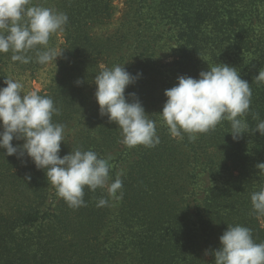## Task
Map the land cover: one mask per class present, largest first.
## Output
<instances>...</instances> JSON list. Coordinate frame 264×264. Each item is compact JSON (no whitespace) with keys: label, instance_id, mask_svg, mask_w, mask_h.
Masks as SVG:
<instances>
[{"label":"trees","instance_id":"1","mask_svg":"<svg viewBox=\"0 0 264 264\" xmlns=\"http://www.w3.org/2000/svg\"><path fill=\"white\" fill-rule=\"evenodd\" d=\"M33 2L68 16L50 37L63 53L39 91L60 110L54 122L66 126L60 155L80 147L110 157L113 180L124 170L123 198L98 207L106 190L86 187V206L70 207L44 170L0 149V264H214L205 251L219 248V237L237 224L264 242V215L250 202L264 186L257 167L264 163V136L254 119L264 120V83L253 81L264 68V0H125L119 18L115 0ZM172 49L174 61L164 65ZM35 54L29 51L33 59L23 64L0 53V87L5 78L40 72ZM216 63L235 67L250 84L247 132L233 140L224 120L194 141L171 137L159 114L165 90L178 76L198 78ZM114 65L142 73L125 95L136 93L156 120L155 147L121 144L120 129L99 114L94 77Z\"/></svg>","mask_w":264,"mask_h":264},{"label":"clouds","instance_id":"2","mask_svg":"<svg viewBox=\"0 0 264 264\" xmlns=\"http://www.w3.org/2000/svg\"><path fill=\"white\" fill-rule=\"evenodd\" d=\"M67 22L66 13L33 0H0V53L11 52L13 62L27 64L33 59L27 53L35 50L36 63H55L63 51L50 46V37L62 31ZM141 76L140 72H128L124 65L102 67L94 77V95L99 114L120 129L121 144L152 148L160 143L156 120L146 113L136 93L125 95L126 88ZM253 81L264 83V68ZM3 83L6 86L0 87V149L5 150L4 155H15L25 164V158H29L37 169L44 170L58 197L70 207L86 206V187L92 192L106 190L107 197L98 200V207L123 198L124 170L118 171L113 180L109 174L110 157H100L95 151L80 147L61 157L66 126L54 122L53 117L60 110L50 96L25 91L24 84L12 77L5 78ZM81 83L76 81L77 85ZM164 95L167 99L159 114L173 138L183 139L187 134L194 141L198 133L214 130L224 120L230 122L233 140L247 132L249 126L243 117L250 109L252 91L249 82L233 66L209 65L198 78L180 75ZM254 119L258 120L255 132L264 136V120H259L258 114ZM13 140L23 143L14 146ZM257 167L264 170V163ZM250 202L254 213L264 215V186L250 193ZM219 243L220 247L211 253L205 251V255L214 256V264H264V242H255L246 226L228 225Z\"/></svg>","mask_w":264,"mask_h":264},{"label":"rangeland","instance_id":"3","mask_svg":"<svg viewBox=\"0 0 264 264\" xmlns=\"http://www.w3.org/2000/svg\"><path fill=\"white\" fill-rule=\"evenodd\" d=\"M124 3L125 0H115V6L117 7L116 11V18H119L122 15L123 9H124ZM58 46L63 42L61 35H58ZM59 48L57 47V50ZM169 55L166 56L165 60L163 61L164 65H169L171 64L174 59L171 57V54H174V49H172ZM55 63H50L47 66H44L42 70L35 75L27 74L25 76H15V79L20 80L24 86H25V91H41L44 88H46L51 82H50V77L51 73L54 69Z\"/></svg>","mask_w":264,"mask_h":264}]
</instances>
